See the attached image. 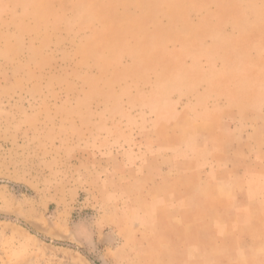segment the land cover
<instances>
[{"label": "rangeland", "instance_id": "rangeland-1", "mask_svg": "<svg viewBox=\"0 0 264 264\" xmlns=\"http://www.w3.org/2000/svg\"><path fill=\"white\" fill-rule=\"evenodd\" d=\"M0 264H264V0H0Z\"/></svg>", "mask_w": 264, "mask_h": 264}]
</instances>
